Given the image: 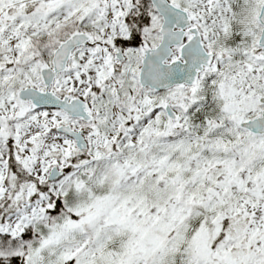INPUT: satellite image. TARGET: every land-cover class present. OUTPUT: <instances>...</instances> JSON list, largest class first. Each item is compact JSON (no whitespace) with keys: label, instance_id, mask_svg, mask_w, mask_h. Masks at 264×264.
<instances>
[{"label":"snow or ice","instance_id":"obj_1","mask_svg":"<svg viewBox=\"0 0 264 264\" xmlns=\"http://www.w3.org/2000/svg\"><path fill=\"white\" fill-rule=\"evenodd\" d=\"M0 264H264V0H0Z\"/></svg>","mask_w":264,"mask_h":264}]
</instances>
